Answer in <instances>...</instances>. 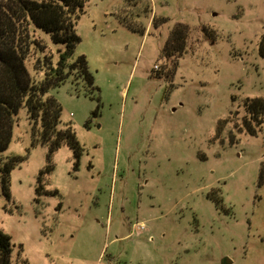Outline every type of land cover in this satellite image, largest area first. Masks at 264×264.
Returning a JSON list of instances; mask_svg holds the SVG:
<instances>
[{"label": "rangeland", "instance_id": "374dc122", "mask_svg": "<svg viewBox=\"0 0 264 264\" xmlns=\"http://www.w3.org/2000/svg\"><path fill=\"white\" fill-rule=\"evenodd\" d=\"M149 1L151 14L135 17L141 34L123 24L124 0H87L71 60L86 56L98 90L70 75L45 93L84 147L77 167L67 145L50 153L40 122L18 109L0 155L24 157L8 196L0 182V229L14 260L264 264V121L255 135L241 121L244 99L264 98V0ZM153 15L163 22L154 26ZM177 23L189 27L185 51L165 57ZM36 35L56 63L64 46ZM36 57L25 66L38 83ZM49 164L44 187L56 193L39 196Z\"/></svg>", "mask_w": 264, "mask_h": 264}, {"label": "trees", "instance_id": "16d2710c", "mask_svg": "<svg viewBox=\"0 0 264 264\" xmlns=\"http://www.w3.org/2000/svg\"><path fill=\"white\" fill-rule=\"evenodd\" d=\"M87 0H0V155L7 149L11 138L14 117L21 106L26 108L27 116L35 124L40 122V129L36 131L38 140L48 146L52 153L61 145H67L72 151L77 167L84 151L83 145L76 137L75 130L70 122L61 121L62 107L53 96L45 93L53 86H58L70 75L75 79L81 78L87 92L98 90L94 84V76L88 66L84 54H79L74 60L80 36L76 32V23L84 12ZM125 10L122 16L123 24L133 32L144 33L145 27L136 22L139 15L151 14L149 0H124ZM136 10L129 11L128 10ZM128 12V13H127ZM163 18L155 15L151 23L158 26ZM40 30L50 36L55 44L64 46L59 53L56 63L50 56H46V44L36 35ZM189 27L177 23L168 39L165 41L162 55L178 57L186 47ZM33 52L41 55L36 57L40 68L44 72L41 81L34 82L25 66V60ZM259 54L264 57V37L259 43ZM159 73V69L157 70ZM245 115L242 117V126L247 133L255 135L264 121V98L247 97L243 102ZM24 159L22 156H11L6 161L0 160V182L3 193L9 195L10 171ZM47 165L37 177V195L53 194L44 187V173L52 170ZM264 183V166H261L258 184ZM215 200V199H214ZM218 201V200H216ZM0 264H27L25 259H13V244L10 236L0 229Z\"/></svg>", "mask_w": 264, "mask_h": 264}, {"label": "water", "instance_id": "95a60500", "mask_svg": "<svg viewBox=\"0 0 264 264\" xmlns=\"http://www.w3.org/2000/svg\"><path fill=\"white\" fill-rule=\"evenodd\" d=\"M230 259H228L227 257H225L223 260H222V263L223 264H230Z\"/></svg>", "mask_w": 264, "mask_h": 264}, {"label": "built area", "instance_id": "2783aa9c", "mask_svg": "<svg viewBox=\"0 0 264 264\" xmlns=\"http://www.w3.org/2000/svg\"><path fill=\"white\" fill-rule=\"evenodd\" d=\"M155 67H157V66H155Z\"/></svg>", "mask_w": 264, "mask_h": 264}]
</instances>
